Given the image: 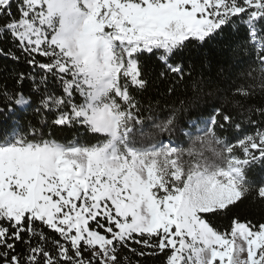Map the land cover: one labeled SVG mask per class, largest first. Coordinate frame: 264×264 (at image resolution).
<instances>
[{"label": "snow or ice", "instance_id": "snow-or-ice-1", "mask_svg": "<svg viewBox=\"0 0 264 264\" xmlns=\"http://www.w3.org/2000/svg\"><path fill=\"white\" fill-rule=\"evenodd\" d=\"M213 41L253 66L206 93L223 102L179 129L184 147L178 114L207 82L179 56ZM0 57L30 69L0 80V264H264V220L229 219L264 202V0H0ZM146 57L167 95H198L161 118ZM28 106L42 125L15 118Z\"/></svg>", "mask_w": 264, "mask_h": 264}, {"label": "trees", "instance_id": "trees-1", "mask_svg": "<svg viewBox=\"0 0 264 264\" xmlns=\"http://www.w3.org/2000/svg\"><path fill=\"white\" fill-rule=\"evenodd\" d=\"M229 31L231 32V29ZM220 39H223V37ZM179 59L183 61L186 67L191 66L195 69L193 71V77L202 76L207 82L204 88L205 95L197 103H193L188 107L186 111L179 113L177 117V131L173 134L172 139L178 140L182 146L187 147V138L182 135L179 129L185 128L193 119H207L212 111V106L221 104L223 98L219 93H215L212 97H208L206 93L214 92L216 89H219L220 93H222L232 84L244 83L247 78L242 77L241 73H246L253 66V59L250 55H245L243 49L234 56L227 44L218 41L209 42L206 45L190 46L180 54ZM145 60V70H152L151 82L146 97L149 99L155 97L160 100L159 111L161 118L168 115L173 108H178L181 100L188 102L198 95L191 87H186L185 85H180L172 95H167L166 89L169 87V81H162L158 78L159 62L155 57H146ZM4 69L8 71L12 69H19L25 72L30 71L25 64H14L0 57V80H3L8 74ZM0 106H2V102H0ZM15 118L42 125L41 116L37 115L31 106H28L26 109L17 107ZM11 124L12 119L4 113H0V134H3ZM44 131L46 134L50 132L52 138L61 142H67L77 138L81 141H87L89 139L88 134L82 128L58 129L45 127ZM164 139L166 141L167 137ZM250 175L255 180H260L264 178V170L257 167ZM233 215L238 216L242 220H264V202L259 200L253 202L251 199L244 200L243 203H239L238 206L233 208L232 213H229V219ZM229 219L218 218L216 223L218 226L226 227ZM145 264H159V261H154L149 258L145 261Z\"/></svg>", "mask_w": 264, "mask_h": 264}, {"label": "rangeland", "instance_id": "rangeland-1", "mask_svg": "<svg viewBox=\"0 0 264 264\" xmlns=\"http://www.w3.org/2000/svg\"><path fill=\"white\" fill-rule=\"evenodd\" d=\"M23 108V107H22Z\"/></svg>", "mask_w": 264, "mask_h": 264}]
</instances>
